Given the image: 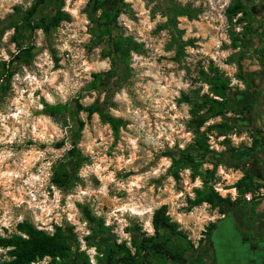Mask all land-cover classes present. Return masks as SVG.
<instances>
[{
  "label": "rangeland",
  "instance_id": "obj_1",
  "mask_svg": "<svg viewBox=\"0 0 264 264\" xmlns=\"http://www.w3.org/2000/svg\"><path fill=\"white\" fill-rule=\"evenodd\" d=\"M34 1L0 0V115L8 117V129L19 130L13 138L0 125V136L5 141L0 143V154L12 153L0 163V173H20L0 176V235L16 233L23 221L50 233L56 227L72 226L81 249L96 264V249L86 246L85 238L91 231L80 205L103 220L118 243L128 244L130 231L137 227L153 235L154 215L166 206L168 215L195 245L196 252L187 254L188 260L211 264L209 227L218 225L227 214L222 215L218 208L208 204L188 211V199H194L198 191L213 190L224 198L239 200L237 209L227 211L231 209L249 219L259 215L257 211L264 203V145L239 167L234 166L228 152L230 148L251 147L258 131H263L260 124L264 120V41L254 39L243 58L246 72L254 75L257 82L256 107L249 113L209 120L200 132L206 134L214 153L200 168L203 174L193 178V170L188 168L176 180L169 173L172 160L167 155L191 150L201 138L194 129L192 107L180 100L195 90L202 95L209 93V86L200 76L202 70L207 71L210 65L219 67L234 88L249 90L247 83L238 78L235 55L240 49L231 47V36L243 33L238 28L247 24L237 22L241 15L228 20L226 11L234 0H170L198 10L196 19L178 18L180 38L186 43L180 53L166 14L169 0H118L116 6L127 5L126 12L118 18L120 30L124 36L133 37L141 51L133 52L129 67L120 69L118 78L98 91L88 90L93 74L110 70L113 57L108 56L107 41L92 35L91 18H97L110 6L95 12L94 0H46L36 20L49 19L60 1L70 20L50 34L26 30L17 35L15 27L22 23ZM244 1L251 14L250 24L257 29L264 23V0ZM21 49L25 51L20 53ZM259 50L262 61L257 57ZM103 64L107 67H101ZM8 73H12L10 79ZM45 93L54 102H49ZM45 103H71L74 108L77 104L97 103L121 119L122 126L115 134L98 115L89 119L82 112L79 117L85 127L78 135L72 121L65 127L49 117ZM230 117L238 125L232 134L219 136L217 130H208ZM8 140L12 142L7 143ZM73 144L88 161L78 171L75 185L59 189L51 182L53 169L69 161L67 154ZM247 174L252 177L251 188L239 191L235 185ZM31 176L39 179L25 183ZM254 204L257 210L252 214ZM6 258L7 251L0 249V260ZM49 262L45 259L35 264Z\"/></svg>",
  "mask_w": 264,
  "mask_h": 264
},
{
  "label": "trees",
  "instance_id": "obj_2",
  "mask_svg": "<svg viewBox=\"0 0 264 264\" xmlns=\"http://www.w3.org/2000/svg\"><path fill=\"white\" fill-rule=\"evenodd\" d=\"M45 2L46 0L34 1L32 7L24 14L22 23L15 27L17 35L20 31L26 30L31 32L42 30L46 34H50L63 22L70 20L68 13L62 9L63 1H60L58 9L49 19L42 17L36 20L35 16ZM105 6L107 5L101 4V0L97 2L94 0L95 12ZM126 7V4L121 6L115 4L108 10H104L97 18H91L93 24L91 33L99 41H107L108 56L113 57V62L111 69L107 72L93 74L89 91H98L101 86L111 85L118 78L119 70L129 67L131 54L141 51V45L133 37L124 36L120 30L118 18L126 12ZM166 14L168 23L173 27V39L178 45L180 53L184 50L186 43L180 38L181 31L177 28L178 18L196 19L198 10L190 5L174 4L169 0ZM239 15L242 17L237 19V22L247 24L243 28V33H234L231 36V47L234 50L240 49V53L235 55L238 78L247 83L249 90L234 88L231 85V79L219 67L210 65L207 71L202 70L200 76L203 82L209 86V93L202 95L199 90H195L190 94H184L180 100L181 103L192 107L194 129L201 138L197 139L191 150L180 151L177 155L174 153L167 155L172 160L169 173L176 180L180 179V172L188 168L193 170V178L203 174L200 168L208 162L209 155L214 153L208 143V137L205 133L200 132V129L209 120L226 117L228 114L238 116L244 112L249 113L252 108L256 107L257 82L254 75L246 72L243 58L244 51L250 47L254 39L257 38L259 42L264 41V23L254 29L250 24L249 16L251 14L247 10L245 1L234 0L228 7L226 16L229 21H233ZM24 51L25 49L19 50L20 53ZM19 54L17 56H20ZM262 56L259 50L257 57L260 61H262ZM19 58L16 57V60ZM262 62L264 64V61ZM11 76L12 73H8L7 79H10ZM82 112L86 113L89 119L93 115H98L104 123L112 127L115 134L119 133L122 120L110 115L100 104L94 103L90 106L77 104L74 108L71 103L57 105L45 103V113L49 117L64 124L65 127H69L68 122L72 121L77 128L78 135L85 127L84 120L79 117ZM237 127L235 118L230 117L224 123L209 126L208 130H217L219 136H227L232 134ZM261 133L263 131H258V135ZM259 146L255 137L251 147L230 148L228 150L230 160L235 167H239L240 163L255 155ZM59 147H62V144ZM67 157L69 161H63L54 167L51 179L53 185L63 190L75 185L79 180L78 171L88 161L76 144H73L72 149L68 151ZM210 174L213 175L214 172ZM251 183L252 177L247 174L237 182L235 187L244 192L251 188ZM188 204V211L208 204L212 208H218L222 215L227 214L228 208L237 209L240 205L239 200L232 201L229 197L224 198L208 189L198 191L194 199H188ZM80 207L91 231V234L85 238L86 246L96 249V264H194L196 262L195 260L190 262L187 258V254L196 252L194 243L180 225L168 215L166 206L161 207L154 215V234L149 235L147 232H143L141 227H137L130 231L131 241L129 244L127 242L118 243L103 220L95 217L88 207L82 205ZM256 210L257 205L254 204L251 208L252 214L256 213ZM216 226V224H212L209 227V241ZM0 249L7 251V258L0 260V264H35L45 259H50L49 264H92L90 255L81 249L78 236L72 226L56 227L54 232L50 233L29 221H23L18 224L16 233L7 237L0 235Z\"/></svg>",
  "mask_w": 264,
  "mask_h": 264
},
{
  "label": "flooded vegetation",
  "instance_id": "obj_3",
  "mask_svg": "<svg viewBox=\"0 0 264 264\" xmlns=\"http://www.w3.org/2000/svg\"><path fill=\"white\" fill-rule=\"evenodd\" d=\"M97 1L95 0V2ZM117 1L101 0V4L113 6ZM234 221L240 239L237 241L236 247H231L227 252H223L225 264H264V215L249 219L236 213ZM211 252L213 254L211 264H217L218 256L212 245Z\"/></svg>",
  "mask_w": 264,
  "mask_h": 264
},
{
  "label": "water",
  "instance_id": "obj_4",
  "mask_svg": "<svg viewBox=\"0 0 264 264\" xmlns=\"http://www.w3.org/2000/svg\"><path fill=\"white\" fill-rule=\"evenodd\" d=\"M222 233V234H220ZM240 235L234 221V212L230 209L215 230L211 234V245L216 250L218 256L217 264H225L223 252H227L229 248L236 247Z\"/></svg>",
  "mask_w": 264,
  "mask_h": 264
},
{
  "label": "clouds",
  "instance_id": "obj_5",
  "mask_svg": "<svg viewBox=\"0 0 264 264\" xmlns=\"http://www.w3.org/2000/svg\"><path fill=\"white\" fill-rule=\"evenodd\" d=\"M80 2H83V0H80ZM101 67H105V68H106V67H107V64H103V65H101ZM28 79H30V80H34L35 78H34V77H29ZM233 83L235 84V83H237V82H236V81H233ZM241 87H243V85H241ZM61 91H63V89H61ZM45 96L48 98L49 102H54V101L52 100V97L49 96L47 93H45ZM40 107H42V106H40ZM26 114H27V113H26ZM19 116H20V112L18 111V112L16 113V117L19 118ZM7 119H8L7 116L0 115V125H3V126L5 127V129H6V134H7L8 132H11L12 137L14 138V137L18 134L19 130L17 129V130H15V131H13L12 129H8V128H7V124L5 123V122L7 121ZM21 122H23V121H21ZM48 123H51V121L49 120ZM32 127H33V129L35 130V128L37 127V125L34 123V124H32ZM53 128H55V125H53ZM56 131H59V129H56ZM39 135L41 136V138H44V134H43V133H39ZM3 142H5V141H4V138H3L2 136H0V143H3ZM11 142H12V140H8V141H7V143H11ZM33 152L35 153V150H33ZM11 155H12L11 152H8V153L6 154V156H5V154H0V163L3 162V159H4V158L10 157ZM36 155H38V156H43V153H38V154H36ZM166 163H167V161H166ZM97 167H99V165H97ZM13 175H15V176H19L20 173H19V172H16V173H12V172H4V173H0V176H13ZM110 178H111V177H109V179H110ZM38 179H39V177L31 176L29 180L25 181V183L30 184V183H32V181H34V180H38ZM198 183H199V181H198ZM20 191H23V189H20ZM101 191H103V189H101ZM235 193H236V190L233 189V196H235ZM249 198H250V197H249Z\"/></svg>",
  "mask_w": 264,
  "mask_h": 264
},
{
  "label": "crops",
  "instance_id": "obj_6",
  "mask_svg": "<svg viewBox=\"0 0 264 264\" xmlns=\"http://www.w3.org/2000/svg\"><path fill=\"white\" fill-rule=\"evenodd\" d=\"M260 126L262 127L263 133L259 134L256 137V140H257V142H259L260 145H264V120H263V124L262 125L260 124ZM255 128H257V127H255ZM259 209H261V210L257 211V215L259 214L260 216L263 217V215H264V203L261 206V208L259 207Z\"/></svg>",
  "mask_w": 264,
  "mask_h": 264
},
{
  "label": "built area",
  "instance_id": "obj_7",
  "mask_svg": "<svg viewBox=\"0 0 264 264\" xmlns=\"http://www.w3.org/2000/svg\"><path fill=\"white\" fill-rule=\"evenodd\" d=\"M238 30L241 31V30H243V28L242 27H239Z\"/></svg>",
  "mask_w": 264,
  "mask_h": 264
}]
</instances>
